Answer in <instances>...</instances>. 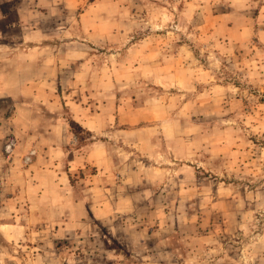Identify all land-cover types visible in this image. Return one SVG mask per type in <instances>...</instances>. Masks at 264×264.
Here are the masks:
<instances>
[{"label":"rangeland","instance_id":"obj_1","mask_svg":"<svg viewBox=\"0 0 264 264\" xmlns=\"http://www.w3.org/2000/svg\"><path fill=\"white\" fill-rule=\"evenodd\" d=\"M0 264H264V0H0Z\"/></svg>","mask_w":264,"mask_h":264},{"label":"crops","instance_id":"obj_2","mask_svg":"<svg viewBox=\"0 0 264 264\" xmlns=\"http://www.w3.org/2000/svg\"><path fill=\"white\" fill-rule=\"evenodd\" d=\"M22 58V57H21ZM23 58H26V55L25 54H23ZM26 62V59H23V61L22 62ZM22 90V89H21Z\"/></svg>","mask_w":264,"mask_h":264}]
</instances>
